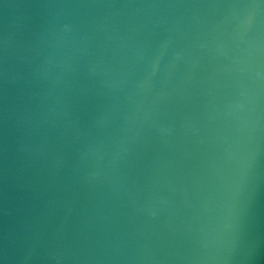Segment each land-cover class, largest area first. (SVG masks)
<instances>
[{"label": "water", "instance_id": "95a60500", "mask_svg": "<svg viewBox=\"0 0 264 264\" xmlns=\"http://www.w3.org/2000/svg\"><path fill=\"white\" fill-rule=\"evenodd\" d=\"M0 264H264V0H0Z\"/></svg>", "mask_w": 264, "mask_h": 264}]
</instances>
